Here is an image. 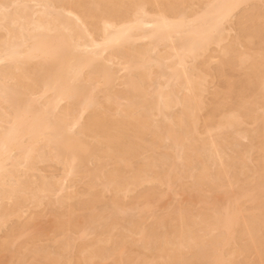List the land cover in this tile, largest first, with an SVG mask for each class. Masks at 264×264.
<instances>
[{"label":"bare ground","instance_id":"6f19581e","mask_svg":"<svg viewBox=\"0 0 264 264\" xmlns=\"http://www.w3.org/2000/svg\"><path fill=\"white\" fill-rule=\"evenodd\" d=\"M5 260L264 264V0H0Z\"/></svg>","mask_w":264,"mask_h":264},{"label":"rangeland","instance_id":"374dc122","mask_svg":"<svg viewBox=\"0 0 264 264\" xmlns=\"http://www.w3.org/2000/svg\"><path fill=\"white\" fill-rule=\"evenodd\" d=\"M234 34H235V32L232 33L231 35H234ZM211 89H212V87L210 88V90H211ZM249 128H253V126H249ZM241 141H242V142H241ZM241 141H240V147H239V150L242 149L241 152L243 153V152H244V149L246 148L247 150L245 149V152H244V153H247L248 150H249L248 152L250 153V148H249L250 144H249V141H248V143H247L246 140H245V141H246V143H245L244 139L241 140ZM247 144H248V145H247ZM244 145H245V147H243ZM247 155H248V153H247ZM93 164H94V163H86L85 166L87 165L88 168H90L91 170H93V169L95 168V167H94L95 165L93 166ZM40 165H41L42 168H41L40 166H38V167L40 168V169L38 168V170H39L38 173L42 171V173H39V174H40V175L43 174V176H46V180H47V179H48V180H51V179H53V178L56 179V180H60V179H61V177H62L61 175L63 174V173H61V172H63L62 167H60L61 165L58 166V164H57V165L52 164L51 169H54V171L51 170L50 168H45V167L50 166V165H48V164H45V165H44V164H43V165L40 164ZM47 165H48V166H47ZM54 165L56 166V169H55ZM89 165H90V166H89ZM91 166H92V167H91ZM52 167H53V168H52ZM57 167H59V168H57ZM43 168H44V170H42ZM46 169H47V170H46ZM58 169H59L60 171H58ZM45 170H46V172H45ZM56 170H57V175H56ZM61 170H62V171H61ZM44 172H45V173H44ZM54 172H55V175H53ZM47 173H52V176H51V174H50V176H48L49 174H47ZM58 173H59V174H58ZM46 174H47V175H46ZM53 176H56V177H53ZM57 176H58V177H57ZM50 178H51V179H50ZM80 182H81L82 184H83V183L85 184L87 181L85 182V180H84L83 182H82V181H80ZM80 182L77 183V184L75 183V185L80 184ZM82 184H80L79 187L77 186V188H78V189L81 188V187L84 188L85 185L83 184V186H81ZM141 189H143V188H141ZM141 189H140V190H141ZM72 190H73V189H71V191H72ZM108 194H109V193H107L106 196H107ZM110 194H111V193H110ZM110 194H109V195H110ZM109 195L107 196V198H108V197H109V198L111 197V196H109ZM168 200H169V201H168ZM166 201H167V202H166ZM166 201H163V202H164V203H167V204H163V202H162L163 206H166V207H161V208H163V210L166 209V208L168 207V205H170V203L173 204V202H175V201L170 202V199H167ZM169 202H170V203H169ZM168 203H169V204H168ZM162 204H161V206H162ZM172 204H171V205H172ZM174 204H176V202H175ZM164 211H165V210H164ZM25 218H26V216L24 217V219H25ZM43 220L46 221V222L49 221V219H43ZM22 221H24V220H22ZM22 221H21V222H22ZM12 222H14V223H12ZM17 223H20V222L17 221V220H13V221H11V222L9 223L8 226L11 227V226H13V224H14V225H17ZM10 224H11V225H10ZM71 236H72V235H71ZM48 243H49V242H48ZM48 243H44V244H48ZM7 260H8V259H7ZM7 260H5L3 264H5V262H7ZM8 261L10 262V260H8ZM7 264H8V263H7ZM10 264H11V263H10Z\"/></svg>","mask_w":264,"mask_h":264}]
</instances>
